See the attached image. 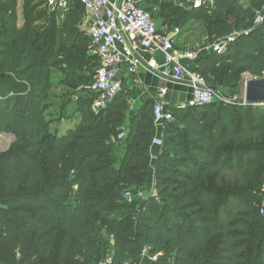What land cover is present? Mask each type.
<instances>
[{"label":"trees","instance_id":"16d2710c","mask_svg":"<svg viewBox=\"0 0 264 264\" xmlns=\"http://www.w3.org/2000/svg\"><path fill=\"white\" fill-rule=\"evenodd\" d=\"M36 1H23L22 27L18 0L0 1V135L15 137L0 153V264H142L146 249L157 258L146 264H264V106L242 93L247 75L264 77V14L253 25L241 0H166L158 10L147 0L163 34L199 25L194 51L237 34L223 53L196 60L209 87L236 96L167 108L174 121L156 149L155 101L129 123L126 92L98 110L96 98L71 100L52 127L53 71L87 92L100 60L90 36H76L81 0H70L65 22L54 16L48 36L34 24ZM62 123L75 125L64 134Z\"/></svg>","mask_w":264,"mask_h":264},{"label":"built area","instance_id":"2783aa9c","mask_svg":"<svg viewBox=\"0 0 264 264\" xmlns=\"http://www.w3.org/2000/svg\"><path fill=\"white\" fill-rule=\"evenodd\" d=\"M81 2L85 11L90 15L91 53L100 60L94 83L88 88L91 94L98 96L95 108L107 107L122 91L123 83L118 76L120 66L124 61L130 63L128 73L136 77L139 67L143 64L140 57L141 52L151 55L160 53L164 60L162 74L174 82L189 84L192 97L180 108L210 104L217 100L213 88L209 87L206 79L199 72L188 70L183 61L188 59L196 62L198 54L204 51L221 54L227 45L236 39L237 34L219 40L199 51L180 50L175 47L179 31L173 35L163 34L147 10V0H81ZM70 3V0H47L48 6L54 9L62 19H65L69 12ZM208 3L205 0H197L194 2V7L200 8ZM262 20L263 17L259 18L256 25H259ZM147 65L150 70L158 68L155 59ZM167 94V88L161 89L159 98L154 102L153 114L156 125L174 121V115L167 111V104L164 102ZM127 131L126 126L122 127L118 140H122ZM163 145L162 138L154 141L156 149L162 148ZM150 194L156 196L154 190ZM136 196L138 199L145 197L143 193ZM134 197V194L130 192L124 194V199L128 202H131ZM144 256H148L147 249ZM156 259L149 258L153 261ZM103 264H113L112 257H108Z\"/></svg>","mask_w":264,"mask_h":264},{"label":"rangeland","instance_id":"374dc122","mask_svg":"<svg viewBox=\"0 0 264 264\" xmlns=\"http://www.w3.org/2000/svg\"><path fill=\"white\" fill-rule=\"evenodd\" d=\"M23 1L24 0H18V10H17V26L22 27L24 24V16H23ZM166 1V0H153V2L150 4L151 6H155L156 10L159 9L160 3ZM242 4L245 6V8H248L249 10H254L252 11L253 14V19H251V24L256 25V22L259 18L263 17L264 14V0L262 3H260L258 6L255 4L254 0H241ZM212 4V3H208ZM5 5H2L1 7H4ZM0 7V8H1ZM32 14L35 19V26L40 29V32L45 33V36H48L51 32H53L54 29V16H56V19L58 21V24H61L66 21L65 19H62L60 15H58L57 12L54 11V9L50 8L47 4V0H37L35 4L31 7ZM190 26H193L190 29ZM179 31L178 36L181 37V39L177 40V47H179L182 50H188V51H194L197 48V44L199 43V37L201 36L200 32V27L198 24L194 23L193 25H189L186 29H179L177 28L174 31L167 32L169 35H173L175 32ZM248 32V31H245ZM61 31L59 32L57 42L58 44H61L62 46H67L69 47L71 43L73 42V37L67 38L68 33H63V35H60ZM62 34V33H61ZM61 36V43H59L60 37ZM76 36L79 40H83L84 38L88 37V31L84 26H81L79 30H77ZM52 80H53V88H52V94L55 96L52 99V103L54 104L55 107H53L49 113H51V116H53V124L52 127L54 126L59 117V107L67 104L68 102L70 103L72 100L71 106L77 101V99L81 96H85L88 98H96L95 102L97 101V96H94L91 94L89 91H79L76 92L75 90L63 85L62 82V75L59 72L53 71L52 73ZM252 78L251 75H247L245 79ZM216 95V98L218 100L225 99V98H231L233 99L236 95L230 94L229 91L218 89V91L214 88L213 89ZM92 110H98L95 108V103L94 105L92 104L91 106ZM67 112V111H66ZM67 114V113H66ZM64 124V125H63ZM75 124H70V123H62V133L65 134V132L69 128H74ZM54 128V127H53ZM15 143V137L11 134H3L0 135V153L7 152L9 151ZM135 200H132L131 202L128 203H133ZM135 207V205H133ZM173 264V262H172Z\"/></svg>","mask_w":264,"mask_h":264},{"label":"crops","instance_id":"0c3cea01","mask_svg":"<svg viewBox=\"0 0 264 264\" xmlns=\"http://www.w3.org/2000/svg\"><path fill=\"white\" fill-rule=\"evenodd\" d=\"M89 24H90V15L85 11L82 24L84 28L88 31L89 36ZM81 28V27H80ZM210 51L200 52L198 54V59L202 58L204 53ZM92 54V53H91ZM143 64L139 67L136 77L128 73L130 63L124 61L120 66V72L118 78L123 83V89L121 92H126L129 94V104H130V118L129 123L138 113V110L145 106L148 102L155 101L159 98V93L161 89L167 88L168 94L164 98V102L167 104V108H180L183 103L189 101L192 97V89L187 82H174L168 76L162 74L164 60L163 56L160 53H155L153 55L148 53H140ZM152 59L156 60L158 68L150 70L147 63ZM197 59V60H198ZM184 66L190 71H196L197 66L195 61L184 60ZM157 127V137L162 138L164 132V125H156ZM155 187L154 176L150 179L148 186L149 192L153 191ZM149 261L148 256H144L143 264Z\"/></svg>","mask_w":264,"mask_h":264},{"label":"water","instance_id":"95a60500","mask_svg":"<svg viewBox=\"0 0 264 264\" xmlns=\"http://www.w3.org/2000/svg\"><path fill=\"white\" fill-rule=\"evenodd\" d=\"M244 101L252 106H264V77L248 78L242 85Z\"/></svg>","mask_w":264,"mask_h":264}]
</instances>
